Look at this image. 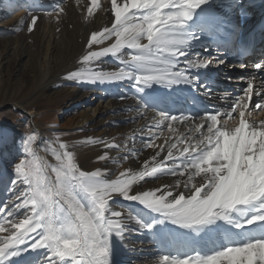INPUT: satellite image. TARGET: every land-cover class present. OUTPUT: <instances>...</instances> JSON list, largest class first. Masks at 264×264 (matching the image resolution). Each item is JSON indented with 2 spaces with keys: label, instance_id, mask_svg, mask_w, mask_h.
<instances>
[{
  "label": "bare ground",
  "instance_id": "bare-ground-1",
  "mask_svg": "<svg viewBox=\"0 0 264 264\" xmlns=\"http://www.w3.org/2000/svg\"><path fill=\"white\" fill-rule=\"evenodd\" d=\"M125 3H128L130 11L122 13V19L131 16L135 11L131 9V0H117V4L121 7ZM5 4L7 10L0 13V46L4 40L2 39V27L12 26L14 32L18 27L27 25L30 80L34 78L35 73L38 74L39 65H43L40 59L47 41V55L54 64L47 68L46 73L48 74L42 77L43 85L39 86V84L35 89L31 88L34 90H32V111L35 143L33 142L34 148L30 149L28 157L34 161L35 167L32 170L36 169L37 184L40 185L41 180V187H51L54 184L56 169L60 163L56 156L64 151L72 152L74 163L81 171L86 172L91 171L88 167L85 168L86 165L85 167L80 166L76 162V155L81 156L83 151L88 150L107 155L112 161L105 168L109 171L118 164L117 169L107 173L97 166L98 169L94 171L99 172L101 178L108 182L121 178V173H138L144 170L146 165L150 170L157 162L163 167H171L172 161L167 158L170 146L176 144V148L172 151L177 154L182 147L194 144L201 137V133L206 131V123L199 131L194 129L195 125L200 122V116L219 112L218 126L225 123L229 126H239L238 110L233 111L232 109L236 98L243 95L249 81L253 85V94L248 102V108L245 109V122L255 125L258 129L264 122V110L254 108L256 103L261 102L260 95H264V88L260 87L264 84V70L257 69L253 62L255 51L264 45V0H208L207 4L197 9L193 20L188 22L187 28L183 30L185 36L191 33L196 37L188 55L194 61L211 59L213 63L207 68L191 71L190 75L196 79L193 84L182 82L170 86L156 82L150 86H137L134 76L121 80L92 81L90 73H115L124 67L130 71L136 70L135 65L123 63V60L130 58V55L136 54L135 49L127 47L123 48L118 56L109 53L100 57L99 60H92L88 63L83 61L86 53L111 47L116 42L117 37L113 35L110 39L104 40L102 44L92 43L89 47L91 36L94 33H103L105 28H111L115 23L112 0H7ZM13 8L17 9L16 12L6 22H3L12 13ZM61 8L63 12L60 11ZM48 12L53 22L50 24L51 17L49 16L50 19L46 20V25L45 14ZM136 15L139 16L140 13L137 12ZM256 17H259L260 22L255 20ZM33 18H37L34 26L31 24ZM241 24L246 31L237 40L235 35ZM43 27H46L48 31L43 30ZM29 28L32 30L29 31ZM229 34L233 41L236 40L235 45L250 46L253 54L250 57L235 54L228 57L231 44L225 40ZM223 36L225 39H222ZM141 43L146 44L147 39H143ZM256 57L260 59L258 63H264V54ZM217 58L225 62L218 64L216 63ZM3 59L4 55L0 54V72ZM180 59L183 61L184 58ZM44 64L47 65L46 62ZM181 68H184L183 63L177 65L172 71L175 72ZM71 72L81 73L82 78L69 79ZM54 89L59 95L55 103L68 99L69 110L81 109L78 118L68 122V125L78 126L82 130L81 133L70 134V139H73V136L82 137L81 140L74 138L77 142L75 145L69 144L70 142L65 145L55 137L48 140L43 136L44 129L41 119H44L46 115L34 109V102L40 94L45 95ZM27 102L9 104L12 105L11 107L15 105L16 108H20L29 104ZM160 112L174 116H189L193 119L191 122L172 121L170 129L166 126L168 122L160 123ZM20 126L23 127L22 122ZM185 136L190 139L185 140ZM149 140L151 147L147 146ZM61 145L65 147L61 148ZM177 162L179 163V158ZM189 171H184L183 175L158 173L156 177L145 176L144 180L134 182L130 186L129 194L156 192V195H160V192L156 190L166 191L165 186H167L171 188L173 196L183 193L187 198L189 192L185 189L184 183L188 179ZM202 175L195 177L192 183L199 185ZM177 181L180 182L179 186H176ZM7 183L8 179L0 180V213L8 194ZM55 199L54 197L53 200ZM82 202L87 208V201ZM108 206H117L122 210L125 208L127 211L132 209L137 217L128 232V242L131 246L130 258L126 261L122 260L121 249L117 247L120 245L119 238L113 235L111 237V264H162L160 257L163 255L183 257L193 252L191 247L179 246V241L183 239H199L200 244L197 250L202 254H211L226 243H238V241L223 239V230L235 229L234 225H227L222 221L211 226L216 231L195 238L190 230L179 228L161 213L145 207L138 201L124 200L122 196L112 194ZM48 211L51 223L57 228L61 226L66 228L73 221V218L68 217L67 213L62 212L55 204ZM242 211L244 216L236 213L234 218L242 221L254 214L252 207ZM136 220L145 225L154 224V227L152 229L141 228ZM239 231L241 236L250 232L264 234V224L247 226ZM32 234L36 236L35 233ZM48 255L51 254L44 249L42 260L34 261L28 257H23V259L16 256L11 258L7 264H44L45 257Z\"/></svg>",
  "mask_w": 264,
  "mask_h": 264
},
{
  "label": "snow or ice",
  "instance_id": "snow-or-ice-1",
  "mask_svg": "<svg viewBox=\"0 0 264 264\" xmlns=\"http://www.w3.org/2000/svg\"><path fill=\"white\" fill-rule=\"evenodd\" d=\"M207 3L208 0H131V9L135 11L122 19V13L130 11L128 3L121 7L117 0H112L115 23L111 28H105L103 33H94L89 47L92 43L102 44L113 35L117 37L116 42L111 47L86 53L83 61L99 60L109 53L118 56L127 47L135 49L136 54L130 55L123 63L135 65L136 70L130 71L124 67L115 73H90V78L95 82L134 76L137 86H150L153 82L169 86L182 82L193 84L196 79L190 75L191 71L207 68L213 61H194L189 57L196 37L191 33L185 36L183 30L193 20L196 10ZM60 11L63 12V8ZM36 22L37 18H33L31 24L34 26ZM145 38L147 43H141ZM224 62L223 59H216L218 64ZM181 63L184 68L173 72L172 69ZM255 67L264 70V63H258ZM81 78V73L69 74V79ZM260 87L264 88V84ZM252 94L253 85L249 81L243 95L235 100L232 110H238L239 126H229L227 123L218 126L219 112L200 116V122L194 129L199 131L206 123V131L194 144L182 147L177 154L172 151L176 144L170 146L167 158L172 161L171 167H163L157 162L150 170L146 165L138 173H121V178L108 182L101 178L99 172L81 171L74 163L72 152L58 154L56 159L60 163L54 184L51 187L37 184L31 197H25L23 203L16 206L25 207L30 199L31 215H26L20 223L12 224L16 231L0 241V264H7L10 258L20 256L29 248L47 249L51 255L45 257V264H111V237L115 235L124 240L126 231V226L119 220L106 215L110 212L111 217L121 216L120 211L108 207L112 194H118L124 200L138 201L161 213L172 224L190 230L195 238L216 231L211 226L218 222L234 225L235 230L225 229L222 235L225 241L238 243H226L211 254H202L197 250L199 239H183L179 241V246L191 247L193 252L183 257L163 255L160 257L162 264H264V234L250 232L241 236L239 231L247 226L264 224V122L259 129L245 122V109ZM259 99L261 102L256 103L254 108L264 110V95H260ZM159 116L160 123L168 122L166 126L170 129L172 121L191 122L193 119L162 112ZM31 139L33 137H27L25 143ZM184 139L190 138L185 136ZM147 146H152L150 140ZM64 147L61 145V148ZM184 171H189L184 183L189 192L187 198L183 193L173 196L171 188L167 186L166 191L156 190L160 195H156V192L129 194L130 186L144 180L145 176L156 177L158 173L183 175ZM15 172L23 178L22 183L32 185V171L25 161L15 165ZM201 175L199 185L192 183L195 177ZM179 183L177 181L176 186ZM82 201H87V208ZM54 204L73 218L66 228H57L51 223L48 210ZM248 207H252L254 214L242 221L234 218L236 213L244 216L242 210ZM129 218L136 219L130 215ZM136 222L141 228L154 227V224ZM4 231L6 229L0 224V232ZM30 233L36 234L31 237L35 242L29 243ZM20 245L26 247L21 249Z\"/></svg>",
  "mask_w": 264,
  "mask_h": 264
},
{
  "label": "rangeland",
  "instance_id": "rangeland-1",
  "mask_svg": "<svg viewBox=\"0 0 264 264\" xmlns=\"http://www.w3.org/2000/svg\"><path fill=\"white\" fill-rule=\"evenodd\" d=\"M5 1L7 0H0V13L7 10ZM11 10L12 13L6 19H4L3 22H6L10 17H12L17 9L13 8ZM45 15V24L47 25L46 20H49V16L51 17V15L49 12ZM257 18L258 17H256L255 19ZM52 22L53 18L51 17L50 24H52ZM43 30H46V27H43ZM10 31L13 32L12 26H4V28L2 27L1 32L4 35H2V39L4 40L2 45L0 46V54L4 55V59L2 62L3 67L2 71L0 72V173L2 175L0 177V180L8 179V183L6 186L8 194L3 202L4 206L2 208V212L0 213V224L4 226L6 231L0 232V241H3L4 238L10 236L16 231V229L12 227V224L20 223L25 219L26 215H31L30 199L27 206L21 208H17L16 206L18 204H22L25 197L30 198L33 190L37 186V172L36 169L32 170V168L35 167V164L33 159L31 160L30 157H28L30 149L32 150V148H34L33 142L35 143V141H33L34 126L32 94L34 91L33 89H35L37 85H43V82L41 81H43L42 77L48 74L46 73L47 68L54 65L53 60L49 59V56L47 55V41V43L44 44V50L40 59L43 65H39L38 74L35 73L34 78L32 77L30 80L27 25L18 27L13 33H11ZM244 31H246V29L243 28V25L241 24L236 35L240 37ZM13 48L14 50H11ZM262 50H264V47L262 48ZM45 62L47 63V65L44 64ZM258 62L259 61H256L254 64L256 65L258 64ZM42 74L44 75L42 76ZM56 91L57 90L54 89L53 91H50L45 95L40 94L35 98L34 109L36 108L41 111L42 114L46 115L44 119H41L44 129V131H42L44 133L43 136L48 140L51 139V137H55V139L65 145H67L69 142V144L73 143L72 145H75L77 142L74 138L81 140L82 137L73 136L74 138L70 139V134L81 133L82 130L81 128H78V126L72 127L68 125V122H71V120H75L76 118H78L81 109L73 108L72 110H69L68 106L70 105V102L68 99L61 100L55 103L56 101H58L57 99H59V95H57ZM22 101H28L27 103L29 104L20 108H16L15 105L11 107L12 105L9 104H17ZM58 107L59 110H57ZM21 122L23 127L20 126ZM56 127H58L59 129H55ZM83 134L87 135V133ZM27 137H33V139L28 140L27 143H25ZM76 156V162H78L80 166L85 167L86 165L85 168L87 169L88 167V170H90L91 172L97 170L98 168H101L102 171L109 173L116 170L118 166L117 164L114 168L109 169L108 171L105 166L110 164L112 159L107 157V155H101L100 153H96L95 151H83V154H81V156ZM21 161H25V163L30 167L32 165V167L30 168L32 171L31 186L26 183H22L23 178L18 176L15 172V165ZM90 166L91 168H89ZM94 167H96V169ZM5 177L6 179H4ZM40 182L41 184L39 186L41 187L42 181L40 180ZM114 207L112 206L109 208L113 211H120V217H111L110 212L106 214L111 219L119 220L122 225L126 226V231L123 234L124 240H121L119 238L120 245H117V247L121 249L122 260L126 261L128 258H130L129 254L131 253V246L128 242V232L131 226L135 223V219L129 218V215L135 217L136 219L137 217L134 210L132 209H130V211H127V209L125 208H123L122 210L117 206ZM31 237H33L32 233L29 234V243L35 242L31 240ZM19 247L23 249L26 246L20 245ZM28 251H23L21 256L19 257H28L31 260L39 261V259L42 258L41 256L44 252V249L38 248L32 250L29 248ZM13 258L15 257H12V259Z\"/></svg>",
  "mask_w": 264,
  "mask_h": 264
}]
</instances>
